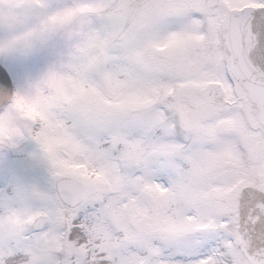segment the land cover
I'll return each instance as SVG.
<instances>
[{"label": "snow or ice", "instance_id": "snow-or-ice-1", "mask_svg": "<svg viewBox=\"0 0 264 264\" xmlns=\"http://www.w3.org/2000/svg\"><path fill=\"white\" fill-rule=\"evenodd\" d=\"M24 146L47 183L0 188V264H264V0H0Z\"/></svg>", "mask_w": 264, "mask_h": 264}, {"label": "rangeland", "instance_id": "rangeland-1", "mask_svg": "<svg viewBox=\"0 0 264 264\" xmlns=\"http://www.w3.org/2000/svg\"><path fill=\"white\" fill-rule=\"evenodd\" d=\"M31 151L28 146L27 153ZM27 153L24 157L5 161L0 159V188L8 184L9 178L16 176L29 183H35L39 187H44L47 183L46 173L44 169L36 164H33L27 159Z\"/></svg>", "mask_w": 264, "mask_h": 264}, {"label": "clouds", "instance_id": "clouds-1", "mask_svg": "<svg viewBox=\"0 0 264 264\" xmlns=\"http://www.w3.org/2000/svg\"><path fill=\"white\" fill-rule=\"evenodd\" d=\"M15 104L19 109H21L27 115H32L37 111V107L35 103L28 101L23 97H17Z\"/></svg>", "mask_w": 264, "mask_h": 264}, {"label": "water", "instance_id": "water-1", "mask_svg": "<svg viewBox=\"0 0 264 264\" xmlns=\"http://www.w3.org/2000/svg\"><path fill=\"white\" fill-rule=\"evenodd\" d=\"M27 146L22 147L17 153L12 154V156H23L26 153Z\"/></svg>", "mask_w": 264, "mask_h": 264}]
</instances>
